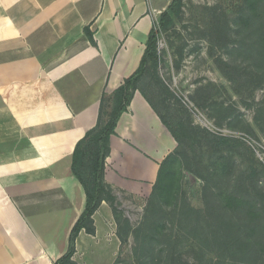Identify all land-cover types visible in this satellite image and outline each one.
Segmentation results:
<instances>
[{"label": "crops", "instance_id": "obj_1", "mask_svg": "<svg viewBox=\"0 0 264 264\" xmlns=\"http://www.w3.org/2000/svg\"><path fill=\"white\" fill-rule=\"evenodd\" d=\"M172 1L0 0V264H55L67 252L86 204L74 150L96 126L104 94L139 69ZM177 145L136 89L106 161L117 200L147 197ZM93 217L96 232H80L73 260L115 264L121 240L111 205L103 201Z\"/></svg>", "mask_w": 264, "mask_h": 264}, {"label": "rangeland", "instance_id": "obj_2", "mask_svg": "<svg viewBox=\"0 0 264 264\" xmlns=\"http://www.w3.org/2000/svg\"><path fill=\"white\" fill-rule=\"evenodd\" d=\"M255 7L258 24L264 23V0H256ZM181 10L174 23L161 32L158 60L149 61L138 86L163 117H181L200 129L230 137L232 142L218 150L205 140L197 153L198 162L191 156L183 159L178 205L186 208L166 207L165 229L159 234L156 225L148 229L156 238L150 248L141 245L144 233L133 230L140 227L151 193L147 197L121 193L117 232L125 240L121 242L119 264H235L233 259L241 255L240 235H246L251 225L264 231V82H252L251 68L238 71L243 72L238 74L241 78L235 71L238 65L246 67L249 63V55L240 51L238 42L249 30L243 19L252 5L250 0H183ZM108 104L110 109L114 101L110 98ZM180 152L191 155L182 148ZM221 156L227 158L226 173H233L231 183L236 189L243 181L252 182L241 190L244 203L234 213V223L227 222L228 227L220 229H233L227 234L229 244L222 248L197 228L200 224L191 222L197 217L201 223V212L207 217L211 208L209 187L227 191L228 179L218 172L223 170ZM215 216L222 218L219 211ZM251 218L254 223L248 221ZM177 219H182L181 228ZM143 226L145 231L147 224Z\"/></svg>", "mask_w": 264, "mask_h": 264}, {"label": "trees", "instance_id": "obj_3", "mask_svg": "<svg viewBox=\"0 0 264 264\" xmlns=\"http://www.w3.org/2000/svg\"><path fill=\"white\" fill-rule=\"evenodd\" d=\"M255 3L256 0H250L252 10L249 11L243 19L250 27L244 39L238 42L240 51H244L245 55H249V63L246 67H240L238 65V70L235 71L238 78H241V75L238 74H242L243 72L238 71H245L247 68H251L253 73L251 74L253 79L252 82L260 83L264 82V53L260 52L264 51V23L258 24V13H256L257 11L255 10L257 9ZM182 6L183 0H173L166 11L162 13L159 22L155 24L148 37L146 50L139 69L132 76L125 79L124 83L121 84L112 95L104 94L96 126L86 133L74 150L72 172L85 190L86 204L81 216L71 231L67 252L59 258L55 264H77L73 260V256L76 252L77 238L82 230H85L89 234H95L96 225L93 216L103 201H107L111 205L118 227L120 228V221L117 218V214L120 211L117 204V196L113 188L105 181V169L106 161L111 151V136L116 133L118 121L121 115L128 110V106L136 89H139L143 93L178 143L177 148L161 162L158 177L147 201L140 227L136 231L133 230L134 233L138 232V230L144 233V237L141 239L142 246L150 248L155 242V234L151 233V231L148 232L151 225H156L157 234L165 229L166 219H163L167 218V214H169L166 207L174 205L180 207L182 211L186 208L183 205H178L179 196L182 192V172L180 166L183 159L187 158L189 160L191 156L193 162H198L197 153L203 148L205 140L210 141L218 150H224L223 148L228 147L232 142L230 137L210 132L206 129H200L187 123L181 117H163L153 105L147 93L138 86V82L145 75L149 61L158 60L157 43L161 32L167 30L174 23L175 17L182 11ZM85 34L93 45L97 44L94 39L93 31L88 26L85 28ZM110 98L111 101H114V104L113 107L110 108L111 110H107V108L110 107L108 104V99ZM106 114H108L107 120ZM181 148L185 149V151H191V155H182L180 152ZM223 159V170H219L218 172L228 179L227 191L218 186L209 187L208 189L211 196V200L208 201L211 205L207 213V217L209 218L205 217L201 212L198 213L201 214V223L199 219H196L197 217L191 220L192 223L195 221V223L200 224L197 228L201 229V232L203 231L206 237L214 238L215 245L220 248L229 244L230 241L228 240L227 234H231L230 232L233 231V229H226L225 231H220V229L228 227L227 222L234 223V213L238 206H242L244 203L245 195L241 190L252 183L243 181L241 186H238L236 189L235 185L233 186L231 183V174L233 173H226L228 170L227 158L225 157ZM222 196H224L223 200ZM217 211H219V215L222 218H216L215 215ZM249 212H251V210H249ZM252 214H254L253 211ZM154 215L159 217L155 218ZM177 220V226L181 228L182 225L180 222L182 219ZM156 221H159V223ZM248 221L252 223L255 222L253 218L248 219ZM247 223L248 222H246V224ZM144 224H147V229L145 231L141 230ZM249 229L246 235H240L238 238V244L241 248L239 252H241V255L239 258H234L233 262L235 264H264V231H257V228H253L252 225ZM117 233L123 243L125 237L120 231ZM119 258L120 256L115 261V264L120 263Z\"/></svg>", "mask_w": 264, "mask_h": 264}]
</instances>
